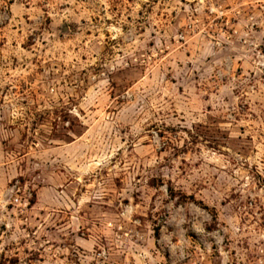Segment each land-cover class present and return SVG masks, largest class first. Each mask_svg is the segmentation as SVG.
Masks as SVG:
<instances>
[{
	"label": "rangeland",
	"instance_id": "obj_1",
	"mask_svg": "<svg viewBox=\"0 0 264 264\" xmlns=\"http://www.w3.org/2000/svg\"><path fill=\"white\" fill-rule=\"evenodd\" d=\"M0 264H264V0H0Z\"/></svg>",
	"mask_w": 264,
	"mask_h": 264
}]
</instances>
